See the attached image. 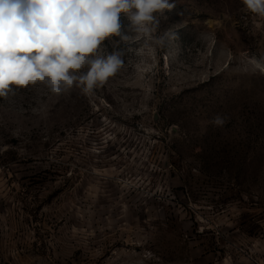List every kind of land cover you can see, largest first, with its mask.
I'll return each instance as SVG.
<instances>
[{
	"label": "rangeland",
	"instance_id": "rangeland-1",
	"mask_svg": "<svg viewBox=\"0 0 264 264\" xmlns=\"http://www.w3.org/2000/svg\"><path fill=\"white\" fill-rule=\"evenodd\" d=\"M172 2L93 94L0 98V264H264V18Z\"/></svg>",
	"mask_w": 264,
	"mask_h": 264
},
{
	"label": "clouds",
	"instance_id": "clouds-1",
	"mask_svg": "<svg viewBox=\"0 0 264 264\" xmlns=\"http://www.w3.org/2000/svg\"><path fill=\"white\" fill-rule=\"evenodd\" d=\"M241 3L264 18V0ZM174 7L172 0H0V98L37 84L56 96L73 88L93 94L125 64L123 50L100 54L105 39L163 47L178 39L171 29L157 35L159 17ZM121 13L131 34L122 32ZM249 63L264 74V54ZM212 123L224 120L217 115Z\"/></svg>",
	"mask_w": 264,
	"mask_h": 264
}]
</instances>
